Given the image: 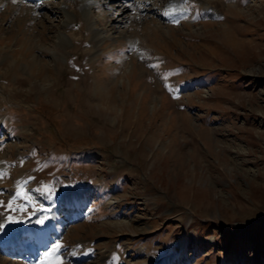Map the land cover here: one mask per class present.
<instances>
[{
	"label": "rangeland",
	"instance_id": "374dc122",
	"mask_svg": "<svg viewBox=\"0 0 264 264\" xmlns=\"http://www.w3.org/2000/svg\"><path fill=\"white\" fill-rule=\"evenodd\" d=\"M92 1L0 0V264H264V0Z\"/></svg>",
	"mask_w": 264,
	"mask_h": 264
},
{
	"label": "bare ground",
	"instance_id": "6f19581e",
	"mask_svg": "<svg viewBox=\"0 0 264 264\" xmlns=\"http://www.w3.org/2000/svg\"><path fill=\"white\" fill-rule=\"evenodd\" d=\"M79 1V10H80V12L83 14V16L84 17H87L88 16V10H89V8H90V6L92 5V0H78ZM179 1L180 0H170L169 1V3L171 4V7H177L178 6V3H179ZM169 4V5H170ZM38 8V7H37ZM125 9V8H124ZM113 10V9H112ZM118 14V13H117ZM120 16H122V15H120ZM70 17V16H69ZM68 17V18H69ZM123 17H122V19L120 20V21H118L117 23H120L121 21H123ZM71 21H72V19H70ZM70 21V22H71ZM91 21V20H90ZM69 23V22H68ZM114 23V22H113ZM65 25H66V23H65ZM118 27V26H117ZM98 29H96V30H94L95 32H94V40L96 41V44H97V42L99 41V37H98V35H99V33H98V31H97ZM62 38L64 39V36H62ZM61 38V39H62ZM95 44V43H94ZM72 195L73 194H70L69 196H67V198H66V203L67 204H69L70 203V199L72 198ZM7 245V244H6ZM8 245L9 246H11L9 243H8ZM13 246V245H12ZM6 247H8V246H6Z\"/></svg>",
	"mask_w": 264,
	"mask_h": 264
},
{
	"label": "snow or ice",
	"instance_id": "6c2138e0",
	"mask_svg": "<svg viewBox=\"0 0 264 264\" xmlns=\"http://www.w3.org/2000/svg\"><path fill=\"white\" fill-rule=\"evenodd\" d=\"M60 245H56V248L59 249Z\"/></svg>",
	"mask_w": 264,
	"mask_h": 264
}]
</instances>
